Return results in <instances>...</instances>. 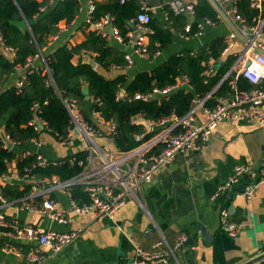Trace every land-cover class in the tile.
Listing matches in <instances>:
<instances>
[{"label": "crops", "instance_id": "crops-1", "mask_svg": "<svg viewBox=\"0 0 264 264\" xmlns=\"http://www.w3.org/2000/svg\"><path fill=\"white\" fill-rule=\"evenodd\" d=\"M37 1L42 2V0ZM49 1L46 0L40 7L45 4L48 9L57 0H52L51 3ZM95 1L104 0H93V4ZM237 1L219 0L216 3L222 14L231 20L233 16L231 8L234 2L238 10ZM253 1H259L260 8H255L257 14L253 16L252 23H249L241 15L249 26H254L256 22L260 23L264 16V0H249L250 8H254L251 5ZM89 2L90 0H79V11L75 18L69 23L61 20L57 25L58 31L47 38L46 46L40 50L38 55L30 57L25 67L28 65L30 67L42 66L43 53H49L62 44H67L69 47L75 46L85 40L88 31L100 33L93 25V22L97 20H90L92 11L89 9ZM140 2V10L142 6H145L151 18H157L164 27L170 28L173 39L170 44L161 48L156 43L157 54L154 51L150 53L149 58H143L133 52L132 28L127 32L128 40L126 42H123L119 33L118 36H115L105 28V35L100 34L105 37L108 44L124 51L125 54L130 53L132 57L130 65L126 64V60L123 65L111 64L108 68H100L96 63V69L107 78L124 74L128 79H131L138 72H150L173 54L182 51L195 53L199 48L207 47L218 38H223L226 46L228 34L234 31L221 12L209 0L208 2L216 11V19L213 25H205L199 35L193 34L197 31L195 21L199 19L195 16V21L191 23L185 13L180 14L185 17L184 27L190 24L192 28V24H195V29L191 30L188 38L181 36L183 26H178V29L172 27V20L168 18V12L174 13L169 8V1L161 0V5L155 8L148 6L146 0ZM197 3L198 0H196ZM165 5L167 7L163 9ZM231 23L233 24V22ZM108 24L117 30L112 24V20ZM150 29L153 30L151 27ZM256 40L264 45V28L263 34ZM146 42L148 46V36ZM244 46L245 44L239 36L234 39V46L228 55L233 54L236 57L238 53L242 52ZM12 49L13 51L8 53L9 59L15 52L14 48ZM221 52L219 58L208 57L202 60L201 64L211 59L213 67L217 71L218 66L226 58L221 57ZM87 55L94 61V53L81 50L73 55L71 62L73 64L86 63L85 56ZM217 61L221 63L217 64ZM25 67H17L15 72L8 77L6 85H15L19 77L24 78L25 72L21 74L19 72ZM260 86L264 87V81ZM38 133L35 138H38L43 144L39 148L32 146L31 138L23 143L12 145L10 149L5 148L2 141L5 149L15 152L7 163V175L18 170L15 156L25 150L39 152L50 161L79 150V147L60 145L52 135L45 131ZM9 139L11 142L13 141L11 138ZM98 141L99 144H103L107 148L115 149L113 138ZM237 165L264 167V124L218 123L211 133L209 144L204 149L178 153L170 164L159 169L150 183L143 186L142 205H139L134 199H129L116 211L114 221L95 217L92 214L75 212L70 206V198L64 188H52L48 194V198L56 203V207L64 210L66 216L64 223L51 221L46 214L21 209L12 203L15 199L12 201L5 199L6 203L0 202V211L8 221L16 219L21 225H31L43 230H81L75 242L60 252L51 253L43 247L44 259L39 264H133L136 247L150 253L166 254L181 235H186L187 239L191 237L192 243L182 244L173 251V254L169 252L166 262L156 261L154 264H242L264 252V183L255 189L250 198H245L242 195L236 196L235 191L240 184L232 189L219 191V187L227 181ZM1 175L0 188L6 184H13L22 189L24 183L32 186L33 183H30V180L39 181L34 177V179L23 182L8 178L2 180ZM242 180H247V178H242ZM36 187L39 190L46 188L43 184H36ZM43 199V197L37 198L36 203L40 204ZM222 210H226L230 219L240 226L238 233L233 237L220 230L219 217ZM202 227L208 230L211 237L206 239L202 235L200 230ZM4 240L11 241L23 249L36 245V243L28 241L10 240L5 234V230L0 229V242ZM159 241L160 244L155 245ZM0 264H26V262L23 257L0 249Z\"/></svg>", "mask_w": 264, "mask_h": 264}, {"label": "built area", "instance_id": "built-area-1", "mask_svg": "<svg viewBox=\"0 0 264 264\" xmlns=\"http://www.w3.org/2000/svg\"><path fill=\"white\" fill-rule=\"evenodd\" d=\"M122 1V0H121ZM218 2L219 0H214ZM52 0L49 1L51 3ZM196 0H170L169 8L175 15L184 13L194 14ZM251 5L259 9V1H253ZM94 8L93 0L89 2V9ZM47 5H42L39 9L44 12ZM235 31H231L227 36V45L221 52V57H226L234 46V39L242 38L245 46L242 52L238 53L230 69L220 79L218 84L203 97L195 96L187 112L178 115L171 112L168 115H161L155 119H149L142 113L134 114L130 118L132 124H141L143 129L134 135L137 142L136 146L127 151H119L105 147L99 144L98 140L112 139L116 133L115 123L112 120H104L98 112H91L92 121L89 122L82 115L76 100L64 99V105L68 112L69 123L64 134L53 133L47 124L39 118L43 125V131L52 135L56 141L65 147H79L78 151H83L85 156L77 158L74 153L61 157L60 162L69 164L76 163L81 167V171L75 177L60 181L57 176L39 180L46 186L42 190L33 183L31 190L23 197L15 199L12 203L21 209L29 212L46 214L51 221L64 223L66 221L63 209H58L56 203L48 198L52 188H64L70 198V206L79 214H92L95 217H103L114 221L116 211L121 208L129 199H134L139 205H142V190L145 184L152 181L159 169L170 164L175 156L187 150H202L210 141L212 131L220 122H246L255 125L264 124V87L260 84L264 81V45L257 42V38L263 34L264 16L260 23L254 26L247 25L245 19L239 14L235 2L231 8ZM150 14L145 6L141 7L140 12L134 18L128 21V26L135 25L136 29L145 31L133 43V52L140 57L149 58L150 52L147 47L146 38L152 32L148 26ZM112 20L110 15L100 18L93 22L97 31L105 35V25ZM197 31L194 35H199L205 25H213L214 21L209 18H202L197 21ZM181 36L188 38L191 34V25L184 27ZM113 34L118 36V31L114 28ZM7 51L11 53L13 49L5 44L0 33V52ZM157 54V51H155ZM154 53V54H155ZM194 53V52H192ZM126 64L132 63L130 53L124 56ZM204 69L202 74L209 75L215 72L213 60L202 64ZM43 72L49 73V68L43 60L41 66ZM236 80L239 76L246 79L252 87L250 89H236L234 80H230L231 91L225 96H216V89L228 77ZM23 78L18 79L15 85L20 88ZM47 83V82H46ZM184 88L191 90V84L186 74H181L175 79V83L165 87H153L149 93H136L133 99H152L155 96L165 95L173 90ZM117 99H130L125 91L119 90L116 94ZM213 100V105L207 106L208 100ZM38 113L37 106L33 107V112ZM38 115V114H37ZM29 125L38 130L35 120L29 121ZM9 138V136L7 135ZM32 146L41 147L43 144L38 138H31ZM79 144H76V141ZM19 142L12 141V145ZM6 148V147H5ZM34 155L32 163L23 170L24 175H20L18 170L11 174H2V180L13 179L23 182L28 179H34L30 175L33 168L46 166L50 163H56L58 159L48 160L43 154L25 150L15 156V159ZM247 180H242V178ZM242 181L247 182L242 191H235L236 196L242 195L250 198L255 189L264 183V167L251 165H237L229 175L227 181L219 187V191L232 189ZM72 185L82 186L83 191L88 197L87 202L78 203L72 198L70 187ZM44 199L40 204L36 203L37 198ZM0 202L6 203L5 198L0 192ZM220 230L230 237L235 236L239 231V225L232 221L229 213L222 210L220 217ZM0 229L5 230V234L10 240L28 241L36 243L23 249L11 241L0 242V249L14 253L25 259L26 264H39L44 259L42 248H47L51 253L62 251L67 246L73 244L79 237L81 230L57 231L43 230L31 225H21L16 219L7 220L0 211ZM187 239L186 235L178 237L173 247L169 248L166 254L150 253L140 247L135 249L133 264H154L156 261L168 260L169 252L180 247ZM160 244V241L155 245ZM264 264V257L256 262Z\"/></svg>", "mask_w": 264, "mask_h": 264}, {"label": "trees", "instance_id": "trees-1", "mask_svg": "<svg viewBox=\"0 0 264 264\" xmlns=\"http://www.w3.org/2000/svg\"><path fill=\"white\" fill-rule=\"evenodd\" d=\"M46 0H0V33L5 43L15 52L11 59L0 53V128L14 142L23 143L32 137L38 136L29 121L32 119L33 107L37 106L38 116L51 131L64 134L69 123V116L63 100H76L79 110L89 122L91 112L95 111L108 121L115 123L116 133L113 136L115 150L127 151L136 146L134 135L141 132V124H132L130 118L137 113H142L146 118L155 119L161 115H168L175 112L183 115L190 108L195 96L203 97L213 89L222 76L231 67L235 56L229 54L218 66L217 71L204 75L202 60L212 57L219 58L220 52L225 44L223 38L214 40L207 47L196 50L195 53L182 51L171 55L165 62L156 66L150 72L141 71L131 79L124 74L114 78L103 76L90 64L79 62L73 64V55L81 50L94 53L93 59L100 68H108L111 64L123 65L125 63L124 51H121L108 44L107 40L100 33L88 31L86 38L81 43L69 47L62 44L49 53H43L44 60L49 68V73L43 72L41 65L32 66L25 73L22 85L7 86L8 77L13 74L17 67H25L28 59L38 55L40 50L46 46L47 38L58 31V23L64 20L69 23L75 18L79 11V0H57L53 6L45 12H39V7ZM141 0H104L95 1L91 12V21L100 19L105 15L112 17V24L117 28L123 42L128 40L127 32L131 29L127 22L136 16L140 10ZM143 1V0H142ZM238 11L249 23L257 14L255 8H250L249 0H238ZM166 5L163 9H166ZM195 16L197 19H216V11L208 0H198L195 5ZM35 19L29 30H20L12 21ZM168 18L172 20V27H184L185 17L174 15L168 12ZM149 26L153 29L149 33L148 50L153 53L156 48L167 46L173 39L170 28L163 26L157 18H151ZM178 29V28H177ZM195 29L192 24L191 30ZM181 33H185L184 29ZM158 43V47H156ZM186 74L191 84V90L179 88L162 96H155L152 99H133L134 94L149 93L153 87H165L175 83V79ZM233 76L224 80L216 89V96H225L231 91L229 84ZM21 77H19L20 79ZM47 82V83H46ZM88 83L89 97L87 101L82 93V86ZM236 89H249L251 84L239 76L234 80ZM123 89L130 99H117L116 94ZM208 100L207 104H213ZM79 144V141H76ZM13 150L3 147L0 138V175L8 172L7 163L14 156ZM77 158H83L85 153L77 151L74 153ZM34 155L17 159V169L20 175L23 170L34 160ZM50 163L46 166L33 168L29 173L32 177L43 180L57 176L60 181L69 180L81 171L76 163L69 164L60 162ZM31 185L24 183L22 189L18 185L6 184L0 188V192L7 201L18 199L30 190ZM71 195L78 203L88 201L82 186L72 185Z\"/></svg>", "mask_w": 264, "mask_h": 264}, {"label": "water", "instance_id": "water-1", "mask_svg": "<svg viewBox=\"0 0 264 264\" xmlns=\"http://www.w3.org/2000/svg\"><path fill=\"white\" fill-rule=\"evenodd\" d=\"M162 1H163V2H168V1H170V0H162ZM209 1L212 3V5H213L218 11L221 12L219 6L217 5V3H216L214 0H209ZM146 4H147L148 6H150V7H152V8L159 7V6L161 5V0H146ZM221 14H222V12H221ZM222 15H223V14H222ZM185 16H187V17L189 18V20H190L191 23L195 21V15H194V14L185 13ZM223 17L229 22V24L232 26L233 30L236 32V29H235V27L233 26V24H232V23H231V22H230V21H229L224 15H223ZM34 22H35V19H33V18H32V19H29V20L23 18V19H21V20H15V21H12V23H13L15 26H17V27H18L20 30H22V31H24V30H26V29L30 30L31 25H32ZM105 28H106V30H107L109 33H113V27H112L111 24H108ZM131 28H132V30H133L132 42L135 43V42L137 41L138 37H139L140 35H142L145 31L136 29L135 25H132ZM132 46H133V44H132ZM2 53H3L7 58L9 57L7 51H2ZM85 62L88 63V64H90L92 68H94V69L96 68V62H94L90 56H88V55L85 56ZM216 63H217V64H220L221 62H220V61H217ZM29 68H30V65H28V66H26L25 68H23L19 73H20V74H21V73H24V72H26ZM123 91H124V90L122 89V90H121V93H123ZM82 93L84 94V99H85V100H89L88 83H85V84L82 86ZM148 100H150V99H148ZM33 119L35 120V123H36V125H37V127H38V130H39V131H43V125H42V123L40 122V120H39V118H38V115H37L36 111L33 112ZM141 124L144 125L145 123H144V122H141ZM0 138H1L2 141L4 142L5 147H6L7 149H10L11 146H12V142H11V140L6 136L3 127L0 129ZM30 183H35V184H38V185H39V184L42 185L41 182H39V181H37V180H30ZM246 184H247V182L242 181V182L240 183V185L238 186L237 190H238V191H242V190L245 188ZM200 230H201L202 235H203L206 239L209 238V237H211V235L209 234L208 230L205 229L204 227L200 228ZM191 243H192V238L189 237V238L183 243V245H189V244H191ZM263 257H264V252H262L261 254L255 256L254 258H252V259H250V260H248V261H246V262H244V263H242V264H253V263L257 262L258 260H260V259L263 258Z\"/></svg>", "mask_w": 264, "mask_h": 264}, {"label": "rangeland", "instance_id": "rangeland-1", "mask_svg": "<svg viewBox=\"0 0 264 264\" xmlns=\"http://www.w3.org/2000/svg\"><path fill=\"white\" fill-rule=\"evenodd\" d=\"M234 50V49H233Z\"/></svg>", "mask_w": 264, "mask_h": 264}]
</instances>
